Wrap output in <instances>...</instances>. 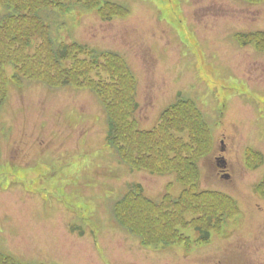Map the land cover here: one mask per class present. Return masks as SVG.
Returning <instances> with one entry per match:
<instances>
[{"label": "rangeland", "instance_id": "374dc122", "mask_svg": "<svg viewBox=\"0 0 264 264\" xmlns=\"http://www.w3.org/2000/svg\"><path fill=\"white\" fill-rule=\"evenodd\" d=\"M60 1L61 10L40 6L39 28L32 16L1 22L16 13L0 4V55L10 61L2 68L13 75L0 110L7 146L0 156V264H211L223 258L222 264H264V197L253 189L264 173V39L256 49L234 36L262 35L264 0ZM49 38L124 57L136 78L131 129L106 139L109 123L98 92L112 84L127 89L124 67L74 46L59 60ZM66 66L76 70L69 69V85L59 83ZM42 71L48 74L40 79ZM55 73L56 83L44 85ZM179 93L195 102L214 137L196 168L206 196L181 191L189 179L182 177L184 148L175 141L198 136L199 124L178 113L155 129ZM144 130L155 131L139 134ZM142 136L140 154L132 155L131 140ZM247 149L262 152L259 166L248 165ZM132 183L161 205L150 206L148 218L140 210L147 203L138 199L140 188L127 187ZM219 191L235 199L237 215L224 222L219 234L226 235L215 246L212 238L193 254L192 225L211 221L208 201L215 216L226 210ZM183 199L186 207L178 206ZM194 200L199 211L191 207ZM163 208L177 217L160 229L154 212ZM173 226L187 236L186 245L167 235ZM162 235L174 246L142 247L143 241L161 245Z\"/></svg>", "mask_w": 264, "mask_h": 264}, {"label": "trees", "instance_id": "16d2710c", "mask_svg": "<svg viewBox=\"0 0 264 264\" xmlns=\"http://www.w3.org/2000/svg\"><path fill=\"white\" fill-rule=\"evenodd\" d=\"M60 0H0V4L2 6H4L5 10H7V12H15L16 15H11L10 13H6V15L1 19V22H5V21H9V23H11L12 21L18 20L21 17H25V16H32V17H38L39 21L36 19H33L32 21H34L35 23H37V25L40 26H35L36 28H39L42 26L41 24V12H40V6L43 5H53L54 3H58ZM32 23V24H35ZM10 26L13 27V24H11ZM34 27V28H35ZM33 28V29H34ZM29 29V28H26ZM1 30V29H0ZM36 32V31H35ZM33 32V33H35ZM30 33V34H33ZM259 34V33H257ZM257 34H248V35H243L242 37L246 38L247 41H241L242 45H245L247 43L253 42L255 43L258 47L260 45V43H257V40H261L264 39V32H262V35H258ZM2 37V36H0ZM19 40H23L24 38L19 37ZM50 43L56 45L58 48L57 54H58V59L61 60L63 58H66L67 56H65V54H67L70 47L74 46L76 47V49H78V51H82V52H88V50L83 47L81 44L78 43H71L70 46H67V44H62L60 42H55L52 41L51 38H49ZM257 41V42H256ZM7 43V44H6ZM4 44V46L8 45V42H6ZM11 43V42H10ZM60 45V46H59ZM0 46H2V43L0 44ZM11 47L16 50V48L14 46ZM77 51V50H76ZM91 52V56L94 59V55L96 54V56H98V58H100L102 60V62H105L107 64H111L115 69H119L120 66H122V68L124 67V72L125 75H122L121 77L124 80H127V89L126 88H119L116 87L114 84H112L109 87L103 88V92L101 94V88L98 90V92L100 93V95L103 98V105H104V109H105V113H106V117L108 120V129H107V140H110L112 138H114L115 136H118V134L122 131V129H131L132 128V122L129 121L128 116L131 115L132 111L135 109L136 107V103L134 101V94H133V90H134V80L131 78L130 74L128 73V67L126 66V64L116 55L114 54H110V53H106V52H95L94 50H90ZM7 53V51H6ZM9 54V53H7ZM7 56H1L0 55V105H2L5 97H6V84H7V79L5 77V74L3 72V68L2 65L10 62L7 61ZM103 64V63H102ZM67 67V66H66ZM2 68V69H1ZM22 68V66H21ZM69 69H73L74 71H76L73 67H67V69H65L64 71H66L64 74L65 79L63 81H59L60 84H67L69 85V82L72 83L73 81H70V76L69 73L71 72ZM19 70V68H18ZM22 71V69H20ZM40 76L39 78L42 79L43 77H45L48 72L46 71H42L41 73H39ZM68 74V76H67ZM120 77V78H121ZM56 78V73L52 74L50 76V79L48 81H44L42 80L44 83H46L48 86H52V84L56 83V81H53ZM105 84V83H102ZM99 86H101V84H98ZM196 108L193 106V104L188 101V100H180L177 101L176 103H173L171 106H169L167 109H165L163 111V113L160 116L158 125L156 126V130L158 128H160V125L166 123L167 121L172 120L173 116L177 115L178 113H183L186 115H184V118L186 121H190L193 122L194 124L198 123L199 124V130L197 131V135L195 136L196 133L194 134V138H190L188 136V139L185 141H182L180 138H176L175 141L178 142V146L180 148H184L183 149V159L185 160V163L183 166L185 168H187L188 170L184 169L182 166V177L183 178H187L190 179L189 182H186V186H190L194 183L196 177H197V170H196V165L195 162L197 161V159L201 156H203L209 149L210 147V136H209V131L207 126L198 119V112L195 110ZM196 122V123H195ZM135 126V125H134ZM155 130H144L142 133H139L141 135H145V134H153ZM139 140L136 143V138L134 137L131 141L136 145L134 147L130 146V152L132 155L138 156L140 154V150L142 148V144L145 140L144 136L139 137ZM142 139V141H141ZM141 141V142H140ZM131 143V142H130ZM197 147H199V151L197 152ZM115 149H117L116 147H114ZM182 154H179L180 157ZM179 156H177V160L178 163L180 165V160H179ZM151 172H154L155 170H149ZM160 172H162L163 170H159ZM172 171H175V169H173ZM187 171V172H184ZM157 172V171H156ZM187 190V189H186ZM256 190L264 196V177L262 178V180L257 184L256 186ZM194 194V193H193ZM185 194H182V196ZM196 196H200L201 194H194ZM187 199V198H186ZM163 202V201H162ZM187 202V201H186ZM154 203V202H153ZM152 202L147 204V207L145 205H139L141 206L140 210L144 211L145 213V217H149L150 215V206L151 208H157L160 207L161 205H156L157 203L153 204ZM178 206H182V207H186L185 205V201L180 200L178 203ZM193 205V206H191ZM191 207H193L196 210H200L201 205L197 204L194 200V202L191 203ZM208 207H210V216L209 219L212 220L214 222L215 219V204L214 202H210V200L208 201ZM226 209L228 210V206H226ZM164 210L168 211L167 208H163V209H156L155 210V214L157 217L160 219V222L158 223V226L160 225V229L166 228L169 226V222H167V219H171L174 218L173 216L177 217L176 215L170 213L167 214H163ZM135 211V210H134ZM199 215V213H198ZM201 215H203V210ZM152 216V215H151ZM169 216V217H168ZM168 217V218H167ZM182 218V217H180ZM161 219L164 220L161 222ZM183 219V218H182ZM161 223V224H160ZM211 221H209V223L205 226V227H201L199 224L195 223L192 225L193 226V230L196 233V237L198 240H206L209 237V231L207 228L208 225H210ZM182 226L181 222H177V226ZM179 228L178 227H170V231L167 235H171L174 238L177 237V239L179 240H185L186 238H184L182 236V234L178 233ZM164 235H166V233L164 232ZM162 238H164V236L162 235L161 238H158V241L161 242L162 246L168 245L169 243H167V241L165 242L164 240H162ZM173 242V241H172ZM143 244L148 245L149 243H146V241H143Z\"/></svg>", "mask_w": 264, "mask_h": 264}, {"label": "crops", "instance_id": "0c3cea01", "mask_svg": "<svg viewBox=\"0 0 264 264\" xmlns=\"http://www.w3.org/2000/svg\"><path fill=\"white\" fill-rule=\"evenodd\" d=\"M11 124H14L15 125L14 121H11Z\"/></svg>", "mask_w": 264, "mask_h": 264}, {"label": "flooded vegetation", "instance_id": "af4514ba", "mask_svg": "<svg viewBox=\"0 0 264 264\" xmlns=\"http://www.w3.org/2000/svg\"><path fill=\"white\" fill-rule=\"evenodd\" d=\"M212 264H217V262H213ZM219 264V263H218Z\"/></svg>", "mask_w": 264, "mask_h": 264}]
</instances>
